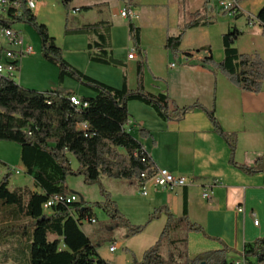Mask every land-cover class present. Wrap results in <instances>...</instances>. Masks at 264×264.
<instances>
[{"label": "trees", "instance_id": "obj_1", "mask_svg": "<svg viewBox=\"0 0 264 264\" xmlns=\"http://www.w3.org/2000/svg\"><path fill=\"white\" fill-rule=\"evenodd\" d=\"M70 1L63 0L66 5ZM210 4L211 0H205L203 8L180 27L179 33L168 37L166 47L174 55L178 54L187 29L213 23L208 16L212 10ZM256 18L262 24L264 34V5ZM22 21L33 24L38 30L44 56L60 66L61 81L70 75L95 92L94 95L80 97L83 103H87L86 106H76L69 99V96L75 95L72 91L54 89L40 92L22 87L11 80L0 82V140L13 141L21 146V160L26 173L33 177L36 187L42 190H33L28 186L11 189L9 184L12 172L11 167H8L9 172L0 182V207L14 205L16 207L10 208L17 210V215H13L12 211L5 212V215H13V222H1L0 237L11 234L21 236L29 246L30 264H110L99 254L97 246L82 228L83 221L93 217L91 208H83L74 202L55 205L50 208L51 212H47L44 204L56 194H69L66 184L69 175H83L88 184L100 182L104 176L139 184L144 172H153L155 164L152 158L142 142L127 127L131 119L128 108L130 101H140L152 107L165 121H180L193 108L203 110L214 130L230 145L232 164L249 173L256 172L257 167L263 168L264 156L257 159L256 166L239 165L235 161L237 135L224 130L213 109L199 102L181 107L167 93L148 92L145 88L143 59L137 63V87L130 89L125 76L122 87L117 88L72 67L63 58L62 50L49 33L47 25L39 23L33 12H24ZM68 32L90 37L88 49L92 61L126 67L123 61L113 56L109 22L87 23ZM129 32L134 47L141 55V29L131 19ZM242 34L236 27L223 34L224 58L220 62L214 59L210 46L196 51L207 50L209 55L203 58V64L220 70L241 90L260 93L264 82V58L258 53L246 54L238 50L235 43ZM140 135L148 137L150 132L143 128L140 129ZM70 155L78 160V170L72 168ZM102 191L105 201L99 205L118 225L128 229L127 236L141 233L152 220L160 218L162 214L167 216L159 240L145 251L142 260L135 259L132 264H233L228 258L232 249L219 238L213 239L222 243L220 249L205 251L193 258L186 255L183 262H179L173 252L167 258L163 255L165 244H187L186 238H171L173 232L182 226L188 231L208 237L204 228L192 222L188 216L187 194H184L181 216H176L168 206L162 205L153 211L147 224L136 226L123 215L110 193L103 187ZM17 219L19 223H14ZM29 228H32L30 234ZM26 235L29 237L26 238ZM242 255L247 264L262 261L264 237L247 244Z\"/></svg>", "mask_w": 264, "mask_h": 264}, {"label": "crops", "instance_id": "obj_2", "mask_svg": "<svg viewBox=\"0 0 264 264\" xmlns=\"http://www.w3.org/2000/svg\"><path fill=\"white\" fill-rule=\"evenodd\" d=\"M204 2L205 0H198L199 5L191 8V0H189L187 8L181 12L178 0H172V8L178 15L174 22L178 31L160 35V45L164 47L160 54L145 45L141 29L142 54L137 52L136 58L130 59L128 57L132 45L130 40L128 55L122 57V61L126 64L125 68L132 72L127 82L128 87L130 89L137 87V63L143 59L145 88L148 92L167 93L181 107L199 102L208 109H213L224 130L237 135L235 161L239 165L256 166L257 159L264 156V82L260 93L241 90L220 70L203 64V58L209 55L207 50L199 52L196 50L210 46L214 59L217 62L222 61L223 34L236 27L243 32L235 43L238 50L246 54L258 53L264 58L263 26L256 18L264 5V0L256 9L250 8L246 0H239L238 15L227 12L228 14H223V17L219 12L220 7L216 8L218 2L217 4L212 2L210 4L212 10L208 16L215 19L214 24L187 29L178 54L173 55L168 48H165L168 37L177 35L180 27L189 22L196 11L203 8ZM128 4L132 9V15L125 18L135 21L139 17V11L133 8L132 1L128 0ZM81 6H90V3ZM121 8L122 12L124 7ZM99 10L110 14V9L106 7ZM115 10L116 8H111L112 13H115ZM82 21L83 25L98 21L111 22L108 16L102 19L84 17ZM222 25L224 27L221 28ZM216 27L221 29L218 30L220 46L215 51L210 33L217 29ZM89 42L90 37H87V46ZM111 42L113 50L115 46L113 25ZM174 56L178 60L177 63L171 62ZM87 66L90 67L91 63ZM107 82L117 88L122 86L119 80L116 83ZM73 92L78 96L76 91ZM128 108L132 117L127 127L142 142L155 167L166 168L175 175L187 176L194 181L191 185L173 191L148 182L146 194H150L146 201L149 207L148 214L166 205L176 216L182 215L184 194H187L190 220L201 225L208 234V237L203 235L200 239L201 246L191 249L194 255L190 254V258L195 257L197 251H209L202 247L207 243L214 246L212 250L220 249L222 243L213 239L219 238L232 249L228 257L232 254L237 255L230 259L233 261L241 257L247 244L253 243L258 237H264V162L263 168L257 167V171L252 173L232 164L230 145L214 130L207 114L199 108L190 109L180 121H165L152 107L136 100L130 101ZM143 128L150 132L148 137L140 135V129ZM21 166L26 171L22 160ZM31 181L29 188L42 191L36 187L33 177ZM205 189L210 190L211 198L203 197ZM239 206H244V213L238 211ZM8 211L17 215V210L14 208L0 207V216ZM255 219L259 221L258 225L254 223ZM166 221V214H162L160 220L154 223H159V227L162 228ZM249 224L253 227L251 232L248 229ZM98 252L107 260L99 249ZM0 264H30L29 246L21 236L11 234L0 237Z\"/></svg>", "mask_w": 264, "mask_h": 264}, {"label": "rangeland", "instance_id": "obj_3", "mask_svg": "<svg viewBox=\"0 0 264 264\" xmlns=\"http://www.w3.org/2000/svg\"><path fill=\"white\" fill-rule=\"evenodd\" d=\"M129 1H132L133 8L139 11V17L134 23L143 30L145 45L152 49V51L156 50L157 53L160 54L164 50V47L160 45V35L162 33L178 31L174 25L178 15L175 14L172 8V0H170L171 4H169L170 2L168 0ZM188 1L189 0H178L181 12L184 8H187ZM220 1L221 0H211V3L213 2L214 4L215 2L217 4L218 2L216 7L218 8L220 7ZM246 1L250 8L256 9L262 0ZM85 3H90L92 8L85 9V7H82L81 5ZM128 5V0H71L67 5L64 4L63 0H40L33 14L36 16L39 23L47 25L49 33L56 39V44L62 50L63 58L72 67L108 85L110 84L107 81L116 83L118 80L121 81V85H123L124 77L127 76L128 80L129 77L132 76L130 70L121 65L92 61L86 43L87 37L89 36L86 34H74L68 31L83 25L82 19L84 17L102 19L108 16L111 20V27L113 25L115 30V50L113 49V56L122 61V57H127L128 55L130 40L132 44L131 49L134 46L129 32L130 19L123 17L120 11L122 9L121 6L125 9L129 7ZM197 5H199L198 0H191V8ZM104 7L110 9V14L107 12L102 13L99 10V8ZM111 8H116L115 13L111 12ZM219 12L222 14V17L223 14H228L223 11L222 8H220ZM184 16L187 17L186 13H184ZM211 19L213 23L209 25L215 22L214 18ZM222 27H224V25H222L221 28ZM19 28L22 29L25 34L26 43L32 45L34 50L32 54L26 55L22 60L19 80L17 82L20 86L40 92L52 91L54 89L72 92L76 91L79 97L95 94L90 87L73 76L68 75L61 81L60 66L44 56L42 39L36 27L31 23L21 22ZM216 28L217 29L210 33L215 51L220 46L218 30L221 29L220 27ZM171 62L177 63L178 60L175 57ZM89 63H91L90 67L87 66ZM70 159L72 168L78 170L80 167L78 160L73 155H70ZM8 167H17L21 171L20 174L15 172L12 173L9 184L10 188L15 189L18 187L31 186V177L21 166V146L13 141L0 140V182L4 175L9 172ZM66 184L69 193L78 196V203L81 207L91 208L93 217L96 218L97 221L91 223L88 219H85L82 228L110 264H132L135 259L142 260L145 251L155 245L159 240L165 224L164 227L161 228L158 225L159 223L154 222L160 220V218L152 220L141 233L127 236L128 229L123 225H118V223L111 219L106 211L99 205V203L105 201V196L102 191L103 187L110 193L112 200L116 202L120 211L132 225L139 226L147 224L150 215L153 213V211L150 214L147 213L149 207L146 201L150 194L144 195L137 182L104 176L101 178L100 182L88 184L85 182V177L83 175H69L66 179ZM124 188H126V190ZM133 202L136 204L134 205ZM6 207L16 206L6 205ZM46 211L51 212L50 209H46ZM8 220L13 222L12 214L5 216L1 214L0 223ZM14 223H19V220H15ZM252 228L253 227L249 224L248 229L250 232L253 231ZM28 230L30 234L32 228ZM28 235H26V238L29 237ZM171 238H186L187 244L179 243L177 246L165 244L163 255L167 258L170 252H173L175 258L179 262H183L186 255L189 258L190 254L194 255L191 249L201 246L200 239L203 238V235H199V233L195 231H188L182 226L173 232ZM112 244L117 246L116 251L113 253L109 250ZM202 247L205 248V250L214 249V246L212 244L208 245V243L207 245H202ZM203 252L197 251L196 253L199 254ZM235 257H237V255L232 254L231 257L229 256L228 258L230 260Z\"/></svg>", "mask_w": 264, "mask_h": 264}, {"label": "built area", "instance_id": "obj_4", "mask_svg": "<svg viewBox=\"0 0 264 264\" xmlns=\"http://www.w3.org/2000/svg\"><path fill=\"white\" fill-rule=\"evenodd\" d=\"M40 0H0V82L2 80L18 81L23 58L34 52L33 46L26 43V37L22 29L19 28V24L22 21L24 12H33L39 4ZM220 8L223 11L231 14H237L238 7L236 0H221L219 2ZM121 15L123 17H130L132 15L131 7L125 8ZM137 50L135 47L131 49L128 57L130 59L136 58ZM175 66V64H172ZM70 101L76 105L86 106L87 103H83L79 96H69ZM153 172L149 174L144 172L142 174L143 180L139 182L141 191L144 195L147 194L148 182H153L155 186L167 189L176 190L184 186L191 185L194 181L182 175H175L166 168H155ZM11 172L20 174L21 171L15 167H11ZM205 199L211 198V192L209 189H205L203 192ZM79 198L76 194H56L48 199L44 204V208L50 209L55 205L63 204L69 205L74 202H78ZM238 211L244 213V206H239ZM91 223H95L96 218L92 217L88 220ZM256 225L259 224L257 219L254 220ZM117 246L112 244L109 247L110 252H115ZM233 264H247L244 255L233 260ZM256 264H264V259Z\"/></svg>", "mask_w": 264, "mask_h": 264}, {"label": "bare ground", "instance_id": "obj_5", "mask_svg": "<svg viewBox=\"0 0 264 264\" xmlns=\"http://www.w3.org/2000/svg\"><path fill=\"white\" fill-rule=\"evenodd\" d=\"M15 82H18V81H15Z\"/></svg>", "mask_w": 264, "mask_h": 264}]
</instances>
